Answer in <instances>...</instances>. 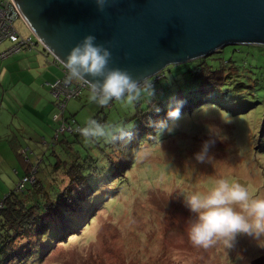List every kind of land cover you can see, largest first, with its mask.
<instances>
[{"label":"rangeland","instance_id":"rangeland-1","mask_svg":"<svg viewBox=\"0 0 264 264\" xmlns=\"http://www.w3.org/2000/svg\"><path fill=\"white\" fill-rule=\"evenodd\" d=\"M14 25L20 36L31 35L23 20L15 21ZM7 45L0 44V51ZM234 46H227L217 54V58L223 61L222 66H238L236 74L245 68L243 75L257 80L260 70L256 65L258 63L261 69L264 68V52L256 53L252 46L251 50L242 47V52L249 55L244 56L232 50ZM37 54L32 50L0 59V141L11 148L8 139L4 140L5 132L22 122L27 135L19 138L24 147L31 149L32 159H42L36 176L47 182V188L53 182L64 190L68 184V178L61 172L55 176L51 173L57 159L66 165L75 155L84 164V159L92 162V157L96 159L97 169L107 160L116 164V170L108 177L113 179L103 177L94 187L99 190L89 201L88 211L83 210L88 226L82 223L69 236L70 224L65 221V216L58 210L49 212L44 220H50L62 238L56 241V237L49 243L38 238L24 241L22 248L25 246L26 252H22L24 254L18 264H253L255 258L264 255V247L244 233L235 236L231 247H226L220 240L207 247L194 245L186 230V220L192 214L182 203L180 193V190H205L212 186L215 178L225 176L248 187L253 196L264 197V102L257 99L262 97L261 91H255L256 99L262 102L256 106L257 114L251 111L248 116L235 114L233 109L245 106L240 100L230 104L231 111L228 108L204 107L189 116L167 121L171 131L161 129L148 138L150 141L146 139L140 146L118 155L113 154L111 143L102 138L86 142L80 135L78 141H74L75 136L69 132L65 134L70 145L62 148L58 143L55 146L51 143L61 125L52 123L51 117L50 122L32 131L34 120L38 119L36 112L51 96L47 87H40V94L30 88L35 89L33 85L41 81L52 82L61 75L41 55L38 62L44 71L35 77V83L28 84L33 77L28 78L29 74H24L26 77L22 78L21 70L26 66L19 59L28 63L35 61ZM49 58L53 59L52 56ZM215 66L222 68L219 60H215ZM252 67L253 74L250 71ZM21 83L31 86L25 89L30 91L25 97L19 93ZM254 88L258 89V83ZM88 91L84 90L82 97L72 99L67 106V112L76 107L71 112L81 127L98 113L102 123L133 124V104L113 100L111 107L102 112L100 105L89 100ZM37 95H42V100L36 103ZM254 107L251 104L243 112L249 113ZM14 110L18 115L11 113ZM59 136L62 138L61 134ZM205 140L213 141L209 147L210 158L198 162L193 153L199 151ZM18 168L19 174L14 173L15 167L0 171V202L15 188L18 176L23 173L22 168ZM74 208H78V213L82 212L79 206ZM29 245L32 250L28 249Z\"/></svg>","mask_w":264,"mask_h":264},{"label":"trees","instance_id":"trees-1","mask_svg":"<svg viewBox=\"0 0 264 264\" xmlns=\"http://www.w3.org/2000/svg\"><path fill=\"white\" fill-rule=\"evenodd\" d=\"M8 2V0H0V4ZM17 20L22 19L21 17H17L12 21V25L16 31L18 41L14 42L6 39L2 40L0 44L8 43L3 49L5 50L20 41H24L23 44L19 46V50L13 52L12 55L32 50L38 51L47 63L54 65L61 73V75L52 82H38V84L35 83L34 86H36L35 89L38 91L41 90L40 87L42 86L49 88L51 98L45 97L46 102L43 103L42 108H50L52 111L49 113L48 117V112H46L45 116L47 118L44 120L46 122H50L51 120L52 123L58 122L61 124L58 130H56L54 140H52L51 143L53 146L58 143L62 145V148H65L64 146L70 145V143L67 142L65 133H71L75 136L74 141H78L80 134L76 129L81 127L73 117V112L76 107L73 106L74 108H71L70 111L67 112L68 103L72 102V99L82 97L83 91L88 89L86 86L81 88L78 86L79 83L73 81L68 83V89L72 90V88L80 87L81 89L78 94L73 95L69 99H63L64 96L62 95H60V97H55L53 89L56 82L58 80L64 81L65 73L62 69V65L54 58H49V56H51L50 53L41 46L39 41L35 39L32 34L23 37L20 36L18 29L14 25ZM26 38H29L30 41L25 40ZM242 47L251 50V46L249 45L234 46L232 50H236L239 54H243L244 56H249L246 55L247 52H242ZM252 47L256 53L264 52V46L256 45ZM223 48L211 53L210 56L201 57L198 60L189 61L186 64L167 66L164 68V71L159 73L158 77L155 76L147 79L152 85L153 94L149 95L147 91L142 92L140 98L133 103L134 109L132 111V117L134 121L131 129L133 133L132 139L126 143L115 142L109 144L113 154L118 155V153L122 151L128 152L136 145L140 146L141 143L150 138V136H155V133L162 129L158 127L156 122L164 121L167 124L171 120L175 121L179 118L189 116L191 113L200 111V109L204 107H216L225 110L229 109V111H231L232 108H230V104L240 100L244 101L245 106L243 105L242 108L233 109L235 114H245V116H248L251 112L257 114L256 106L264 102V68L261 69V65L257 63L256 68L259 69L260 72L258 79L255 81L249 76L245 77L243 75L246 71L245 68H242V70L236 74L235 71L238 66H235L233 62L230 61L234 66L231 65L229 68H226V66H222L224 65L222 63L223 61L217 58V54L222 53ZM12 55L8 57H12ZM0 59L2 60L5 58L0 57ZM215 60H219V64L222 68L215 66ZM21 71H23V75L29 74L27 76L30 77L32 68H28L26 65V68ZM231 71L232 73H230ZM250 71L253 74V67L250 68ZM34 73L36 74L37 70L34 71ZM41 73L42 72H38L37 74L41 75ZM20 75L22 78L26 76ZM60 83L63 82L60 81ZM257 83L258 89H255L254 85ZM255 91H261L262 97L258 96L257 99L260 98L262 102L256 99ZM87 93L89 94V91ZM60 100H62L63 103L60 104ZM177 101H182V103L177 105ZM111 104L112 101L106 106H101L100 110L103 112L104 109L110 108ZM251 104L255 107L250 109L249 113L248 111L246 113L243 112L244 109ZM177 106L179 107V116L174 119L168 117V110ZM42 108L39 109L40 112L43 110ZM157 109L159 110L157 111ZM11 113L13 115H18L15 110ZM43 117L38 115V119L34 120L35 124L32 131H35V129L38 130L39 127H43L42 125L46 123L42 119ZM95 119L103 122L99 113L96 115ZM26 132L27 130L23 127L22 122L15 124L14 129L8 132L9 134L5 132L6 137L4 140H6V138L8 139L11 148H8L5 142L0 141L1 145H4H0V155L3 157V159L0 157V161H5L8 157V162L5 166L2 167L4 162L0 163V171L5 170L6 167H15L14 173L19 174L20 170L18 167H21L23 170L21 176H18L15 188L9 191L0 202V264H18L24 254L22 252H26V247L24 246V249L22 248L24 241L31 242L34 238H38L39 241L45 240L49 243L51 240H55L56 237V241H59L61 237L60 231L54 229V225L50 220H44V217L49 216V212L53 210H58L63 217L65 216V221L68 220V224H70L68 230L71 231L69 236H71L73 232H76L75 230H77L79 226H82V223L88 226V224L85 223L87 217L83 216V210L88 211L91 204L89 201L99 190L94 187L99 184L100 179L103 177L109 180L113 179V177H108L111 172L116 170V164L111 162L108 163L107 160L103 161L100 164L101 167L97 169L96 159L92 157L90 159L92 162H86V158L84 159V164L81 158L75 155L71 157L66 165H62L60 159H57V162L53 163L51 173L55 176L61 172L63 176L68 178V184L64 187V190H60L59 185H54L53 182L52 185L47 188V182L42 179H37L36 176V173L39 172L38 166L42 159H32L30 156V154H32L31 149L28 146L24 147L19 138H23L24 135H27ZM60 134L62 138H60ZM48 146L51 145L48 144ZM68 149H71L70 146H68ZM54 176H52V179H55ZM65 203L66 205L63 207L62 205ZM78 206L82 211L80 213H78V208H74ZM48 234L49 236H47ZM30 248L31 246L29 245L28 249ZM252 262L253 264H264V255L255 258Z\"/></svg>","mask_w":264,"mask_h":264},{"label":"water","instance_id":"water-1","mask_svg":"<svg viewBox=\"0 0 264 264\" xmlns=\"http://www.w3.org/2000/svg\"><path fill=\"white\" fill-rule=\"evenodd\" d=\"M11 1L57 62L91 33L138 81L225 46H264V0H108L103 11L94 0Z\"/></svg>","mask_w":264,"mask_h":264},{"label":"clouds","instance_id":"clouds-1","mask_svg":"<svg viewBox=\"0 0 264 264\" xmlns=\"http://www.w3.org/2000/svg\"><path fill=\"white\" fill-rule=\"evenodd\" d=\"M98 11H103L108 0H94ZM112 52L104 43H98L94 34L84 35L60 60L65 73L64 82H77L89 90V100L106 106L113 100L126 105L136 102L142 92L153 94L152 85L143 78L137 80L125 69L111 67ZM177 105L182 101H177ZM159 109H157L158 111ZM179 107L170 108L167 116L176 118ZM158 127L171 131L164 122ZM132 124L110 125L95 118H89L76 131L85 141L102 138L106 142H127L132 139ZM213 143L205 140L199 151L193 153L198 162L209 159V147ZM182 203L192 214L186 220L187 235L194 245L207 247L216 241H223L231 247L238 233L256 239L264 247V197L253 196L248 187L225 176H218L212 186L205 189L180 190Z\"/></svg>","mask_w":264,"mask_h":264},{"label":"built area","instance_id":"built-area-1","mask_svg":"<svg viewBox=\"0 0 264 264\" xmlns=\"http://www.w3.org/2000/svg\"><path fill=\"white\" fill-rule=\"evenodd\" d=\"M8 1V3L0 4V43L2 42V40L6 39L12 40L14 42L18 41L16 31L12 25V21L21 16H19V12L12 1ZM25 40L30 41L29 38H26ZM23 42L24 41H20L19 43L12 45L10 48L1 51L0 57L6 58L12 55L13 52H17L19 50V46L23 44ZM60 81L63 83H60ZM68 86V83H65L62 80H58L53 89L54 96L60 97V95H62L64 96L63 99H69L73 95L78 94L81 88L85 87V85L79 83L78 86H80L81 88L75 87L70 90L68 89ZM59 103L61 104L63 103V101L60 100Z\"/></svg>","mask_w":264,"mask_h":264},{"label":"crops","instance_id":"crops-1","mask_svg":"<svg viewBox=\"0 0 264 264\" xmlns=\"http://www.w3.org/2000/svg\"><path fill=\"white\" fill-rule=\"evenodd\" d=\"M28 52H30V51H28ZM37 58H36V60L35 61H29L28 63H26L25 62V59H19L20 60V62L22 61V63H25L24 64V66H26L27 65V67L28 68H32V71L30 72V74H31V78L33 77V80H30V83H28V84H33V83H35L34 82V79H35V77H37L38 76V72H43L44 70L42 69H40V68H42L41 67V64H39V62H38V60H39V57H41V54H40V52H38L37 51ZM39 56V57H38ZM32 63H34V65H36V66H34V65H31ZM33 69H34V71H36L37 70V73L35 74L34 73V71H33ZM26 77V76H25ZM29 78V77H28ZM32 82V83H31ZM44 81H41V82H39V83H43ZM44 83H46V82H44ZM27 83H21L20 84V86H22V87H20V89H19V93H23L22 94V96L23 97H25V96H27V94L30 92V91H28V89L27 90H25L26 88H29V87H31V86H29ZM34 86V85H33ZM30 89H32V90H35L36 92H38L39 93V91L38 90H36V89H34L33 87H31ZM40 94V93H39ZM18 95H20V94H18ZM33 95V94H32ZM31 95V96H32ZM42 96V95H41ZM40 95H37V98H36V103L38 102V101H40V100H42V97H41ZM16 108H17V110L19 109V107L18 106H16ZM43 110L40 112L39 110L36 112V116L38 117V115H40L41 117H43L42 119L44 120V119H46L48 116H49V113L52 111V109H50V108H45V107H43L42 108ZM46 112H48V115H47V117L45 116V114H46ZM41 113V114H40ZM45 121V120H44ZM46 122V121H45ZM1 146H4V145H1ZM3 148V147H2ZM0 157H2L1 155H0ZM7 157V156H6ZM2 159H3V157H2ZM1 162H4V164L2 165V167L3 166H5L6 164H7V162H8V157L5 159V161H0V163Z\"/></svg>","mask_w":264,"mask_h":264}]
</instances>
